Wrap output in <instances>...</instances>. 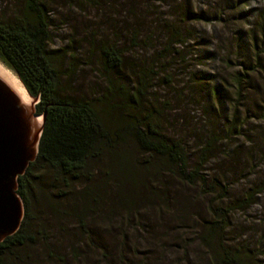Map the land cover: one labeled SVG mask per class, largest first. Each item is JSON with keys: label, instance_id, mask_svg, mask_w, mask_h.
I'll return each mask as SVG.
<instances>
[{"label": "rangeland", "instance_id": "1", "mask_svg": "<svg viewBox=\"0 0 264 264\" xmlns=\"http://www.w3.org/2000/svg\"><path fill=\"white\" fill-rule=\"evenodd\" d=\"M22 1L0 0V17H12L21 8ZM43 3L51 36L49 45L66 50L61 56L65 75L62 88L66 93L90 98L105 90L106 81L99 66L96 42L105 39L110 40L109 43L117 41L119 47L125 48L127 60L129 58L131 63L137 64L136 50L128 47L124 39L125 28H134L137 32L141 31L142 40L147 35L150 37V42L144 46L142 61L151 64L154 57L157 59L154 62L158 64L157 68L151 67L158 73L157 79L153 76L149 84L152 100L155 104L169 101L168 109L167 106H160L163 111H158L161 114L157 117L169 136L183 142L188 151L190 168L198 162L195 134L205 135L214 124L222 139L214 145L213 157L201 166V175L216 178L220 185L226 187L228 200L240 198L246 188L264 176V52L261 54L262 64L256 73L249 74L242 84L244 91L241 94L237 95L236 87L230 81L233 72L240 70L241 63L238 62H248L247 49L253 50L255 44L264 47L259 25L254 26L259 13L255 11L264 8V0H43ZM183 10H190L201 18L217 14H221L222 18L221 21L196 19L186 22L185 29L188 31L184 45L173 46L177 53L171 50L165 58H156L152 50H160L168 34L167 30L163 32L169 27L165 24H171L170 20ZM248 10L253 12L243 18L245 14L242 13ZM250 28H254L252 36L256 38V43L250 40ZM243 31L248 34L246 38ZM250 44L253 45L251 49ZM250 57L253 62V55ZM135 64H130V67L135 69ZM128 72L130 68L125 65L123 76H117V71L113 77H122V81L129 82L131 76L127 75ZM192 72H209L218 78H226V82L215 80L205 85L204 81L195 84L199 80L195 77L197 75L191 80L188 78ZM213 84H218L217 100L207 91V87ZM199 87H202V92ZM24 90L29 97L36 98L25 87ZM219 99L224 101V105L218 122ZM206 106L208 114L202 117L200 109ZM126 146L137 158L133 145L127 142ZM164 166L162 163L155 167L163 169ZM157 178L156 184L149 181L152 185L146 191L147 199L139 208L141 212L145 211L142 215L147 221L142 222L135 232L127 228L125 236L122 235L125 220L121 216L122 221L118 218L123 211L116 213L118 208L111 204L109 206L115 214L109 213L108 219H103L104 215L85 217L86 221L89 220L87 228L91 236L88 239L81 236L76 216L80 213L79 190L82 182H73L74 189L67 196L57 198L60 203L58 209L65 210L66 216L52 214L46 207H40L41 200L37 204V213L40 216L38 226L43 234L38 236L35 245L19 252V259L24 264H121L111 252L118 253L119 242L125 237L127 243L141 244L140 251L146 249L147 244L159 240L167 244L169 249L165 250V256L167 261L171 258V264H204L205 252L197 243L198 228L195 226L205 218V203L209 197L198 196L196 189L167 173H159ZM38 181L43 189H50L53 194L63 190L53 187L52 178L47 173L41 175ZM159 185L167 195L163 208L156 206L157 197L150 192L157 191ZM219 193L220 189L216 187L214 194ZM113 203L117 204V201L113 199ZM221 203L224 204L225 200L217 202ZM228 218L224 232L226 243H243L253 251L261 252L260 257L264 259V191L257 195L256 202L248 209H235ZM147 225L157 227L153 231L149 228L147 232ZM127 255L129 257L128 252Z\"/></svg>", "mask_w": 264, "mask_h": 264}, {"label": "trees", "instance_id": "2", "mask_svg": "<svg viewBox=\"0 0 264 264\" xmlns=\"http://www.w3.org/2000/svg\"><path fill=\"white\" fill-rule=\"evenodd\" d=\"M46 11L43 0H23L21 8L12 17H0V61L12 69L28 93L37 98L35 112L44 114L36 155L16 179V194L21 199L23 214L17 230L0 241V264H24L18 257L19 252L29 245H35L38 236L43 234L42 228L38 226L40 216L37 204L43 200L40 207H46L52 214L66 216L65 210L58 209L60 203L57 198L67 196L74 189L72 183L75 181L83 184L79 190L80 213L76 216L83 238L91 236L87 228L89 220L86 221L85 217L104 215L102 218L108 219L109 213L115 214L110 204L118 208L116 213L123 211L118 217L119 221L125 220L122 235L125 236L127 228L135 232L142 222L147 221L142 215L145 211L141 212L140 207L147 199L146 191L152 185L149 181L156 184L159 173L176 177L178 181L196 189L200 197H209L205 203V218L202 223L197 224L199 227L195 226L198 228L197 243L205 252L204 264H264L258 250L253 251L243 243L228 245L224 238L228 215L235 209H248L256 202L257 195L264 191V176L246 188L240 198L228 200L226 187L220 185L216 178L201 175V166L213 157L214 145L222 139L214 124L213 129H208L205 135L195 134L198 162L190 168L188 151L183 142L169 136L157 117V114H161L158 111H163L160 106H167L169 101L155 104L149 92L153 76L157 79L158 75L151 69L158 66L154 63L157 61L155 57L151 64L142 61L145 57L144 46L150 42L149 35L142 40L141 31L125 28L124 39L128 47L136 50L138 65L131 63L129 58L127 60L125 48L119 47L117 41L109 43L110 40L105 39L96 42L94 45L98 52L99 66L106 81L105 90L90 98L73 96L62 88V78L65 75L61 56L66 50L50 47L51 36ZM258 11L254 26L259 25V32L264 36V8L255 12ZM252 12L253 10H248L242 13L245 14L243 18H247ZM221 18V14L201 18L190 10H183L170 20L171 24H165L169 27L163 32L167 30L168 34L160 50L153 49L152 52L156 53L158 59L165 58L171 50L177 53L173 46L184 45L188 31L185 29L186 22L196 19L221 21ZM253 29L249 30L250 40L256 43V38L252 36ZM246 34L243 31L245 38ZM252 46L249 45L250 49ZM247 51L248 62H238L241 63L238 68L240 70H235L233 76H229L237 95L244 91L242 84L249 78V74L256 73L262 64L263 46L257 47L255 44L253 50L248 48ZM251 54L253 62L250 60ZM130 64H135V69ZM125 65L130 68L127 74L131 76L130 83L122 81V77H113L117 71V76H123ZM194 76L199 79L195 84L204 81L205 85L206 82L215 80L226 82V78H218L209 72H192L188 78L191 80ZM217 86L218 84H213L207 87L208 94L213 95L216 100ZM202 87H199L200 92ZM208 94L205 93L206 96ZM218 103L216 119L219 122L224 101L220 102L219 99ZM207 107L200 109L202 117L208 114V110H205ZM227 121H230L229 118ZM229 130L231 131L230 128ZM127 142L133 145L138 153L137 158L129 152ZM156 159L162 161L158 162ZM162 163L165 165L163 169L155 167ZM45 173L51 176L53 187L63 190L53 194L50 189H43L38 179ZM216 187L220 189L218 195L214 194ZM110 191H113L111 195ZM150 192L157 197L155 200L159 206H156L163 208L167 198L163 188L159 185L157 191ZM113 199L117 204L113 203ZM222 200H225L224 204H217ZM155 227L157 226L147 225L145 231H153ZM119 243L118 253L111 252V255H116L121 264H171V258L167 261L165 256L168 245L160 240L147 244L146 249L141 251V244L127 243L125 237ZM148 247L150 248L147 249Z\"/></svg>", "mask_w": 264, "mask_h": 264}, {"label": "water", "instance_id": "3", "mask_svg": "<svg viewBox=\"0 0 264 264\" xmlns=\"http://www.w3.org/2000/svg\"><path fill=\"white\" fill-rule=\"evenodd\" d=\"M16 73L0 62V241L19 227L22 202L16 179L37 152L44 114L34 112Z\"/></svg>", "mask_w": 264, "mask_h": 264}]
</instances>
